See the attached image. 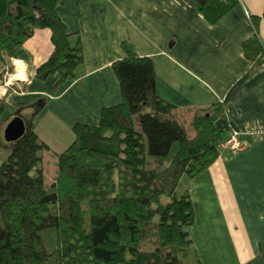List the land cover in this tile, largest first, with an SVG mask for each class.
I'll return each instance as SVG.
<instances>
[{
	"label": "trees",
	"instance_id": "obj_1",
	"mask_svg": "<svg viewBox=\"0 0 264 264\" xmlns=\"http://www.w3.org/2000/svg\"><path fill=\"white\" fill-rule=\"evenodd\" d=\"M60 2L0 0V80L35 28L50 29L54 47L37 76L58 75V84L76 77L82 41L59 16ZM236 3L205 0L199 7L216 23ZM260 19L254 17L256 27ZM242 46L264 66L257 35ZM122 47L126 57L112 64L121 101L103 108L97 125L75 124L74 141L56 154L53 184L43 169L49 146L34 123L12 142L0 164V264H200L192 261L188 231L194 204L182 187L218 159L228 129L216 123L228 119L226 108L198 109L187 127L158 95L153 60L128 42ZM6 107L0 100V110Z\"/></svg>",
	"mask_w": 264,
	"mask_h": 264
},
{
	"label": "crops",
	"instance_id": "obj_2",
	"mask_svg": "<svg viewBox=\"0 0 264 264\" xmlns=\"http://www.w3.org/2000/svg\"><path fill=\"white\" fill-rule=\"evenodd\" d=\"M236 2L212 23L198 0H61L59 16L82 41L84 62L76 77L58 84V75L37 76L54 47L50 29L35 28L13 57L22 61L24 77L0 94L11 119L34 123L49 146L43 151L46 183L55 181L56 154L74 141L75 124L97 125L102 109L121 101L112 64L126 57L123 42L153 60L158 95L175 105L187 127L196 110L219 102L235 130L264 125V66L249 60L242 46L255 35L264 46V0ZM16 67L13 62L17 76ZM239 139L243 149L222 152L183 183L195 211L188 228L194 262L264 264V138L240 132Z\"/></svg>",
	"mask_w": 264,
	"mask_h": 264
},
{
	"label": "built area",
	"instance_id": "obj_3",
	"mask_svg": "<svg viewBox=\"0 0 264 264\" xmlns=\"http://www.w3.org/2000/svg\"><path fill=\"white\" fill-rule=\"evenodd\" d=\"M14 61V59H12ZM8 76V81L7 85H12V80L11 77L13 76V73H10L9 71L5 73L4 77ZM11 81L10 83H8ZM243 132L246 133L250 136L253 137L255 140H261L264 138V125L262 124H250V125H245L242 129V131L239 130H231L230 133H228L227 137L223 139L219 143V153L221 154L222 152L229 151V152H237L238 150H241L245 147L246 143L244 141H241L239 139V133ZM219 154V155H220Z\"/></svg>",
	"mask_w": 264,
	"mask_h": 264
},
{
	"label": "rangeland",
	"instance_id": "obj_4",
	"mask_svg": "<svg viewBox=\"0 0 264 264\" xmlns=\"http://www.w3.org/2000/svg\"><path fill=\"white\" fill-rule=\"evenodd\" d=\"M18 60V59H17ZM11 62H12V65L11 66H13V62H14V64H15V60L13 61V60H11ZM15 66H17L16 64H15ZM17 68V67H16ZM13 72V71H12ZM12 72H10V73H12ZM17 73H18V68H17V71H16ZM15 74H13V76H14ZM13 76L11 77V79H13L12 81H14L15 80V78H13ZM15 77H16V75H15ZM24 77V76H23ZM23 77H20V78H23ZM19 78V77H18ZM8 76L7 77H4V79L2 78L1 80H0V94H1V92H2V90L4 89V88H8V87H10V86H6L7 84V81H8ZM11 82V81H10ZM9 83V82H8ZM12 86V85H11ZM17 86H19V85H17ZM11 116H12V111H11V109H7V107H6V109H3V110H0V163H1V161L2 160H4L5 159V157L9 154V153H11V145H12V142H9V141H7L6 139H5V128H6V126H7V124L10 122V120H11ZM176 148H177V144H175L174 145V147H173V149H172V154L175 152V150H176Z\"/></svg>",
	"mask_w": 264,
	"mask_h": 264
},
{
	"label": "water",
	"instance_id": "obj_5",
	"mask_svg": "<svg viewBox=\"0 0 264 264\" xmlns=\"http://www.w3.org/2000/svg\"><path fill=\"white\" fill-rule=\"evenodd\" d=\"M198 3L204 4L205 0H198ZM219 127L238 129L233 122L228 119H222L216 123ZM26 123L21 116H15L5 128V139L9 142H15L26 132Z\"/></svg>",
	"mask_w": 264,
	"mask_h": 264
},
{
	"label": "bare ground",
	"instance_id": "obj_6",
	"mask_svg": "<svg viewBox=\"0 0 264 264\" xmlns=\"http://www.w3.org/2000/svg\"><path fill=\"white\" fill-rule=\"evenodd\" d=\"M15 64L17 65V68H18V74H17L16 77H19V78L20 77H23L24 76V65H23L22 61L19 60V59L18 60H15ZM14 76H13V78H16ZM9 83H10V81H9Z\"/></svg>",
	"mask_w": 264,
	"mask_h": 264
}]
</instances>
